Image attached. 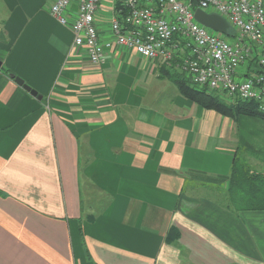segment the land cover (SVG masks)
I'll return each instance as SVG.
<instances>
[{
    "label": "crops",
    "instance_id": "crops-1",
    "mask_svg": "<svg viewBox=\"0 0 264 264\" xmlns=\"http://www.w3.org/2000/svg\"><path fill=\"white\" fill-rule=\"evenodd\" d=\"M55 2L0 0V264H264V210L230 195L235 164L264 173V120L126 48L71 53Z\"/></svg>",
    "mask_w": 264,
    "mask_h": 264
},
{
    "label": "built area",
    "instance_id": "built-area-1",
    "mask_svg": "<svg viewBox=\"0 0 264 264\" xmlns=\"http://www.w3.org/2000/svg\"><path fill=\"white\" fill-rule=\"evenodd\" d=\"M105 2L110 41L97 25ZM198 9L226 19L229 33L200 23ZM50 12L71 28L70 52L83 50L93 64L104 65L108 49L126 48L227 103L253 102L264 113V0H56Z\"/></svg>",
    "mask_w": 264,
    "mask_h": 264
},
{
    "label": "trees",
    "instance_id": "trees-1",
    "mask_svg": "<svg viewBox=\"0 0 264 264\" xmlns=\"http://www.w3.org/2000/svg\"><path fill=\"white\" fill-rule=\"evenodd\" d=\"M7 75H13L7 71ZM181 93L203 105L214 109L224 115H251L264 120V113L258 110L253 102H239L230 104L214 93H208L206 89L192 85L179 74H174ZM230 195L236 205L247 210H264V173L256 172L247 166L235 164L231 173Z\"/></svg>",
    "mask_w": 264,
    "mask_h": 264
},
{
    "label": "water",
    "instance_id": "water-1",
    "mask_svg": "<svg viewBox=\"0 0 264 264\" xmlns=\"http://www.w3.org/2000/svg\"><path fill=\"white\" fill-rule=\"evenodd\" d=\"M196 19L202 23L203 25L220 32L224 35H227L229 33L230 24L217 14H209L203 10L198 9L196 11ZM2 66V62L0 61V68ZM11 78L21 87H23L26 91L30 92L31 95L35 97H39V99H42L41 96L38 95V93L33 90L30 86H28L25 81L15 75H11Z\"/></svg>",
    "mask_w": 264,
    "mask_h": 264
},
{
    "label": "rangeland",
    "instance_id": "rangeland-1",
    "mask_svg": "<svg viewBox=\"0 0 264 264\" xmlns=\"http://www.w3.org/2000/svg\"><path fill=\"white\" fill-rule=\"evenodd\" d=\"M208 93H211V92H209L208 91ZM236 117H239V116H236ZM240 133L241 134H246V129H245V127H244V122H243V120H241V122H240ZM254 131H250V132H248V133H253ZM255 143H257V142H255Z\"/></svg>",
    "mask_w": 264,
    "mask_h": 264
}]
</instances>
